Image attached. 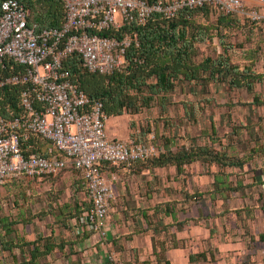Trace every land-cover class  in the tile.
I'll use <instances>...</instances> for the list:
<instances>
[{
  "label": "rangeland",
  "instance_id": "1",
  "mask_svg": "<svg viewBox=\"0 0 264 264\" xmlns=\"http://www.w3.org/2000/svg\"><path fill=\"white\" fill-rule=\"evenodd\" d=\"M243 2L245 6L253 3L252 0ZM217 16V10L212 7L209 18L198 15L197 20L203 23L210 22L216 20ZM224 42L227 49L223 48L217 35L212 40L199 42L198 60L204 59L207 55L216 57L222 53L227 54L234 63L250 64L256 71L264 72L263 21L231 30ZM255 95L264 101V82L257 83L252 93L246 88L230 87L227 83H211L209 91L205 92L198 84L183 82L169 97V112L165 116L169 124L166 123L164 126V120L160 119L162 111L159 102L143 107L136 115H128L135 135L141 133L140 127L146 128V131L149 127L147 134L154 132L156 141L164 147L163 140L157 137L158 134L172 136L170 147L173 150L188 146L194 141L199 144H213L218 148L222 143L230 155L245 161L242 168L225 169L224 172L229 175L227 184L235 189L223 194L215 192L214 173L218 170L215 165L195 162L185 167L181 174H177L175 167L172 166L159 168V175L156 176L153 188V191H156V201L172 203L178 221L188 220L189 227L192 226L191 229L179 233L185 248L181 251H172L170 254L173 261L179 264L186 263L190 250L205 249L206 226L217 228L222 222H226L232 229L234 227L231 216H235L237 209L246 204L255 206L261 203L257 198L261 188L250 185L255 184L253 178L264 175V153L253 151L258 144H264V135L262 131H259L258 135L249 134L245 128L247 124H256L255 128L264 127V104L253 105ZM155 121H158V125ZM106 129L108 136L112 138L108 124ZM121 172L122 170H118V173ZM128 177L129 174L126 172L113 180L116 194L115 209L109 216L108 231L104 236L95 233L81 242L85 237L79 239L71 227L63 225L64 222L72 223L71 220L87 203V191L85 183H82V174L72 168L62 170L54 176L38 179L21 178L1 185L0 217L17 221L15 228L21 238L34 240L43 235L50 236L58 242H65L64 248L58 247L48 256H43L39 264H72L78 258L83 264H134L136 258L140 259L141 252L150 256L151 251L145 246L146 236L138 235L142 232L139 225L135 223L137 225L135 226L132 222L134 215L125 212L122 207L127 193L123 188L125 185L123 181ZM239 182H242L244 189H238ZM227 210L228 213L221 216L222 211ZM199 217L205 219L199 221ZM165 221L172 222L173 219L166 216ZM135 242L139 244L136 247L132 245ZM15 253L17 262H14L13 255L3 250L0 245V264H28L23 259V252L15 249ZM87 258L89 262H86Z\"/></svg>",
  "mask_w": 264,
  "mask_h": 264
},
{
  "label": "built area",
  "instance_id": "2",
  "mask_svg": "<svg viewBox=\"0 0 264 264\" xmlns=\"http://www.w3.org/2000/svg\"><path fill=\"white\" fill-rule=\"evenodd\" d=\"M64 21L60 26L40 27L28 20L30 10L20 0L0 2V59H12L25 67L5 82L26 85L22 92L24 116H0V186L8 178L56 174L68 166L80 169L86 180L91 206L75 218L80 230L106 235L114 210V175L103 165L129 166L159 156L164 147L154 132L148 141L134 137L110 138L104 103L90 97L70 79L64 60L76 55L92 73L120 69L132 45L127 28L145 25L154 14L172 18L184 8L206 2L224 13H238L264 22V0L249 8L243 0H60ZM24 128L51 140L58 155L25 156L17 131Z\"/></svg>",
  "mask_w": 264,
  "mask_h": 264
},
{
  "label": "trees",
  "instance_id": "3",
  "mask_svg": "<svg viewBox=\"0 0 264 264\" xmlns=\"http://www.w3.org/2000/svg\"><path fill=\"white\" fill-rule=\"evenodd\" d=\"M20 1L30 10L28 20L32 23H38L40 27L60 26L64 21L65 11L60 0ZM159 1L166 2L168 0ZM212 7L218 12L217 19L210 22H199L197 16L202 15L209 18ZM252 7L259 8L257 5H249V8ZM256 23L259 22L252 21L249 17L238 13L221 12L214 4L206 2L200 7L184 8L172 18L154 14L145 25L127 28V32L132 35V45L126 54L125 64L112 73H92L84 67L81 60L74 54L64 60V65L69 70L70 79L74 83L85 90L90 97L103 101L104 110L108 117L121 115L125 112L136 115L143 107H149L153 103L159 102L162 111L160 119L164 120L165 126L166 123L169 124L165 117L169 112V97L183 82L198 84L205 92L209 91L211 83H227L233 88H246L251 93L255 91L257 83L264 82V72L256 71L250 64L234 63L227 54L220 53L216 57L207 55L202 60L197 58L199 42L212 40L217 35L223 48L227 49L224 42L227 33L233 29H240L248 24L254 25ZM24 70V66L12 59H0V116L2 117L15 118L27 113L22 103V92L26 85L24 83L5 82L6 77L23 73ZM254 101L253 105L264 104V101L257 95H255ZM190 109L192 110V107ZM155 124L158 125V121H155ZM254 126L256 124L245 126L249 134L258 135L259 131H262L264 135L263 126L261 128ZM148 129L149 127L146 131V128L140 127L141 133L135 135L132 132L131 137L146 142L148 141ZM17 131L20 135L21 150L25 156L37 154L53 157L59 154L53 142L42 135L32 133L24 128H19ZM157 137L163 140L166 151L159 156L135 162L129 166L149 162L159 167L175 166L176 173L181 174L185 171V167L195 162L210 166L215 165L218 168L217 172L214 173L215 192L223 194L230 189H235L227 184L229 175L224 171L227 167H243L245 161L230 155L222 143L220 144L221 147L218 148L213 144H199L194 141L188 146L173 150L170 147L173 139L171 135L162 133L161 135L158 134ZM253 151L254 153L260 151L264 153V144H258L257 147L253 148ZM124 166V164L115 165L106 162L103 169L104 171H118ZM68 168L77 170L82 174V183H85L86 187V180L82 171L74 166H68L62 170ZM56 174H46L41 177ZM21 178L38 179L40 177L24 175L18 178H8L4 184ZM238 189H244L242 182H239ZM86 191L87 203L80 208L81 211L74 217H78L91 206L87 187ZM198 195L200 196L202 193ZM236 212L239 219H242L241 210L238 209ZM176 215L175 206L169 202L164 205L159 204L152 214L140 213L138 215L145 219L147 226L153 227L152 254L156 257V264H170L167 257L168 249L171 245L177 246L176 234L171 231V228L180 229L184 227V222L178 221ZM166 216L171 217L173 221L166 222ZM133 219L134 221H141L136 215L133 216ZM17 223V221L9 220L7 217H0V245L3 250L13 255L14 262L18 261L15 249L23 252V259L28 264H39V260L43 256H48L58 247L64 248V241L58 242L50 236L39 235L34 240L21 238L15 228ZM63 225L72 228L71 222H64ZM91 233L86 231L77 236L82 239ZM156 234L164 235V237L160 238ZM199 259L206 260L207 253L201 251L190 254L191 263ZM72 264H83V261L78 258ZM134 264H153V261L136 258Z\"/></svg>",
  "mask_w": 264,
  "mask_h": 264
},
{
  "label": "crops",
  "instance_id": "4",
  "mask_svg": "<svg viewBox=\"0 0 264 264\" xmlns=\"http://www.w3.org/2000/svg\"><path fill=\"white\" fill-rule=\"evenodd\" d=\"M254 1L255 0H252V2ZM128 115H130V113L125 112L121 115L108 117V131L111 136H113L112 138H126L131 136L132 128ZM165 151L166 146L164 147L163 153ZM159 168L167 167L154 166L153 164H150L148 162L147 164L141 163L135 164L133 166H124V168L119 169L122 170L121 173H118V171L115 170H107V174L114 175L115 178H120L121 175L125 174L126 172L129 174V177L123 181L125 183L123 188L127 193L126 200L125 202H123L122 207L125 212H129L133 215L136 214V217L141 220L138 222L132 219V222L135 226H137L135 224L137 223L140 227V232L142 233H138V235L142 234L146 236L145 246H147V250L149 249L151 252L150 256L141 252L139 254V257L140 260L150 259L153 261V264H156V257L152 254V234L154 233L153 227L147 226L145 219L142 216L138 215L140 213L152 214L156 211V207H158L159 204L164 205L166 203H159V201H156V191H153V188L155 187L154 183L156 181V176L159 175ZM253 181L256 185L253 184L252 187L257 186L258 188H261L258 191L257 196V198L260 199L261 203H257V205L255 206L246 204L240 207L239 209L241 210L240 214L242 216V219H239V216L236 212L238 209L235 211V216H231V220L233 222L232 227H234L232 229H234V231L226 222H222L220 224L221 226H217V228L206 226L204 228V234L206 237L205 249L195 251L190 250L185 264H264V175L256 176L255 178H253ZM222 213L223 214H221V216L226 215V213L228 212L222 211ZM75 218L71 220L72 229L76 235H82L88 230L82 231L78 229V227L74 224ZM198 219L200 221L205 218L202 217L201 219L199 217ZM179 221L184 222V227L180 229L172 227V232H175L176 234L177 246L171 245L168 249L167 257L170 260V264H179L178 262L173 261V258L170 257L171 252L181 251L185 248L182 244L183 240L180 238L179 233L192 228V226L189 227V223H187L188 220ZM196 225H198V222H196ZM193 227H195V225ZM133 233L136 234V231H134ZM93 234L95 233L92 232L91 235L85 237V239L81 240V242H84ZM217 234H219L218 237ZM191 242L193 243V241ZM191 242L190 244H192ZM132 245L136 247L139 244L135 242ZM188 248H190V245ZM201 251H205L207 253V259H199L198 261H194L191 263L190 254ZM86 262H89L88 258L86 259Z\"/></svg>",
  "mask_w": 264,
  "mask_h": 264
}]
</instances>
